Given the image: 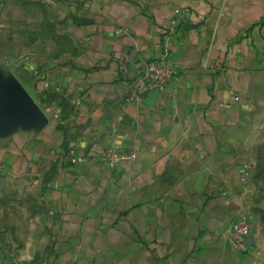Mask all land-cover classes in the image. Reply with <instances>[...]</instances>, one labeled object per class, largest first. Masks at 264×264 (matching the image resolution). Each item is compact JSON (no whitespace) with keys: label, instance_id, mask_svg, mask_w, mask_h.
Returning a JSON list of instances; mask_svg holds the SVG:
<instances>
[{"label":"crops","instance_id":"crops-1","mask_svg":"<svg viewBox=\"0 0 264 264\" xmlns=\"http://www.w3.org/2000/svg\"><path fill=\"white\" fill-rule=\"evenodd\" d=\"M164 43L167 87L126 99ZM262 159L264 0H0V168L25 177V244L0 264H264Z\"/></svg>","mask_w":264,"mask_h":264},{"label":"rangeland","instance_id":"rangeland-1","mask_svg":"<svg viewBox=\"0 0 264 264\" xmlns=\"http://www.w3.org/2000/svg\"><path fill=\"white\" fill-rule=\"evenodd\" d=\"M256 173L260 183L251 202L253 233L264 246L263 159L258 164ZM24 209L25 177L0 168V253L4 255L13 257L22 251L25 244V217L22 214Z\"/></svg>","mask_w":264,"mask_h":264},{"label":"built area","instance_id":"built-area-1","mask_svg":"<svg viewBox=\"0 0 264 264\" xmlns=\"http://www.w3.org/2000/svg\"><path fill=\"white\" fill-rule=\"evenodd\" d=\"M177 18L180 17V10H175ZM176 18L171 19V26L176 23ZM175 68L173 61L169 57L167 44H163L161 54L152 60L147 61L136 75L125 84L124 97L128 100H137L144 94L153 90H163L173 78ZM70 160L76 159L75 154L70 150ZM100 159L111 167H118L121 163L122 155L113 148L105 149ZM225 235L229 242L238 250L246 249L247 238L252 233L251 219L245 214H239L234 220L227 224ZM255 255L260 257L261 252L255 251ZM44 264V262L32 263Z\"/></svg>","mask_w":264,"mask_h":264}]
</instances>
